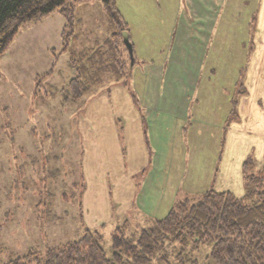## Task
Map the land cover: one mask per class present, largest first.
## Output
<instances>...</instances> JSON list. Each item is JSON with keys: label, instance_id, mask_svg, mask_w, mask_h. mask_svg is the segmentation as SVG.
Listing matches in <instances>:
<instances>
[{"label": "crops", "instance_id": "1", "mask_svg": "<svg viewBox=\"0 0 264 264\" xmlns=\"http://www.w3.org/2000/svg\"><path fill=\"white\" fill-rule=\"evenodd\" d=\"M254 1L116 0L132 77L81 100L91 228L163 218L211 189L242 197L248 157L264 174V0L260 21L243 15Z\"/></svg>", "mask_w": 264, "mask_h": 264}, {"label": "rangeland", "instance_id": "2", "mask_svg": "<svg viewBox=\"0 0 264 264\" xmlns=\"http://www.w3.org/2000/svg\"><path fill=\"white\" fill-rule=\"evenodd\" d=\"M68 4L74 8L71 26L67 27L59 10L39 21H28L0 57V264H9L30 250L44 252L47 247L63 246L79 239L88 228L105 233L111 253L115 225L91 228L92 215L84 206L81 172L87 145L80 142L78 131L84 106L81 100L67 103L66 92L60 91L76 75L71 66L73 53L79 56L83 50L104 44V38H111L110 17L101 0L75 4L68 0ZM249 12L248 19L256 14L260 21L263 0L254 1L243 15ZM89 37H100V41L88 45ZM247 41L245 88L248 83L251 86L253 72V58L247 59L252 42ZM119 46V61L130 66L131 53L122 38ZM105 79L106 84L97 92L119 83ZM254 172L262 173L256 163ZM131 221L137 229L146 223ZM170 251V264H177L175 252ZM211 251V245L205 244L196 250L189 247L187 254L199 264H211Z\"/></svg>", "mask_w": 264, "mask_h": 264}, {"label": "trees", "instance_id": "3", "mask_svg": "<svg viewBox=\"0 0 264 264\" xmlns=\"http://www.w3.org/2000/svg\"><path fill=\"white\" fill-rule=\"evenodd\" d=\"M82 1L86 0H74V4ZM101 2L110 17L112 36L79 56L73 53L71 66L76 75L65 90H60L66 92L67 103L94 94L106 84L105 78L120 82L132 77L130 66L118 59L119 40L128 24L116 0ZM55 10L65 16L67 27L73 24L74 8L68 0H0V57L23 24L39 21ZM123 44L129 52L124 40ZM254 168V159L248 157L242 197L211 189L196 199L177 202L163 218H147L139 229L133 228L130 219L119 222L111 233V253L106 248L105 233L88 228L77 240L47 247L44 252L30 250L9 264H170V248L177 264H199L187 249L196 250L205 244L212 247L211 264H264V174L255 173ZM83 186L82 193L87 189L85 180Z\"/></svg>", "mask_w": 264, "mask_h": 264}, {"label": "water", "instance_id": "4", "mask_svg": "<svg viewBox=\"0 0 264 264\" xmlns=\"http://www.w3.org/2000/svg\"><path fill=\"white\" fill-rule=\"evenodd\" d=\"M124 41H125L128 49H129V52L132 54L133 53L132 45L130 44V42L127 39H125Z\"/></svg>", "mask_w": 264, "mask_h": 264}]
</instances>
